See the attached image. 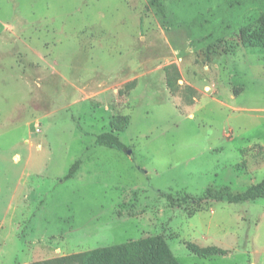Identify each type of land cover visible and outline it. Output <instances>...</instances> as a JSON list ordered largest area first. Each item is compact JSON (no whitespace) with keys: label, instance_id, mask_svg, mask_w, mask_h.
I'll return each mask as SVG.
<instances>
[{"label":"rangeland","instance_id":"rangeland-1","mask_svg":"<svg viewBox=\"0 0 264 264\" xmlns=\"http://www.w3.org/2000/svg\"><path fill=\"white\" fill-rule=\"evenodd\" d=\"M262 181L264 0H0V264H264V199H167Z\"/></svg>","mask_w":264,"mask_h":264},{"label":"trees","instance_id":"trees-1","mask_svg":"<svg viewBox=\"0 0 264 264\" xmlns=\"http://www.w3.org/2000/svg\"><path fill=\"white\" fill-rule=\"evenodd\" d=\"M97 146L117 151H126L128 146L114 133H102L96 137ZM79 162L76 164V166ZM167 199L173 205H182L187 201L203 202L207 200L230 203H246L264 199V181L252 185L245 192L234 193L230 188H209L201 197L185 195L175 198L168 195ZM189 249L203 258H210L223 252L218 249H202L189 245ZM36 264H180L162 236L131 242L122 247L100 249L89 253H81L68 258H60Z\"/></svg>","mask_w":264,"mask_h":264}]
</instances>
